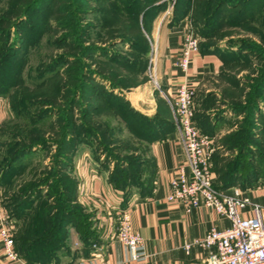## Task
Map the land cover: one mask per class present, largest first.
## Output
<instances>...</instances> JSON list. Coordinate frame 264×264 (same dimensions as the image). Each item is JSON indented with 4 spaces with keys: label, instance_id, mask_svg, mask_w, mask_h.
<instances>
[{
    "label": "rangeland",
    "instance_id": "rangeland-1",
    "mask_svg": "<svg viewBox=\"0 0 264 264\" xmlns=\"http://www.w3.org/2000/svg\"><path fill=\"white\" fill-rule=\"evenodd\" d=\"M175 2L159 0L160 10L154 0H0V164L10 162L2 194L17 237L42 211L56 209L46 218L49 238L36 245L46 258L73 259L98 241L83 171L103 176L123 202L140 196L141 186L149 189L150 144L168 128V115L173 122L174 108L156 71L155 78L148 72L151 30L157 18L172 20ZM184 17L223 62L216 82L193 98L194 122L214 147L211 169L258 171L264 167V126L254 119L261 112L264 121V90L256 88L264 73V0H195ZM136 90L152 93L133 95ZM255 94L263 95L252 110ZM138 97L145 109L136 108ZM33 133L43 135L12 159ZM9 151L11 158L3 157ZM39 180L50 182L38 194L20 191Z\"/></svg>",
    "mask_w": 264,
    "mask_h": 264
},
{
    "label": "crops",
    "instance_id": "crops-1",
    "mask_svg": "<svg viewBox=\"0 0 264 264\" xmlns=\"http://www.w3.org/2000/svg\"><path fill=\"white\" fill-rule=\"evenodd\" d=\"M168 18H157L151 30V39L156 46L155 71L158 84L165 96L172 99L176 86L186 80L195 89L197 96L207 90L210 84L213 85L218 75L223 72L221 55L217 51L200 49L193 56L186 71L179 69L175 64L180 54L181 35L186 19L184 16L178 21ZM151 91L136 90L133 95H151ZM140 97L135 104L137 109L142 110L145 107L140 103ZM153 106L147 107L149 112ZM2 113L0 105V121ZM168 116L167 119H170L171 114ZM149 152L155 169L151 193L134 195L126 203L121 200L119 191L112 189L103 176L85 174L83 171L82 181L85 180L87 191L95 204L99 239L96 247L91 248L87 254L73 259L63 256L59 264H199L202 261L205 255L203 247L193 243L186 250L184 243L203 236L211 227L223 229L230 225V221L205 205L193 207L187 212L181 203L167 202L168 181L184 157V148L175 128L167 131L164 137L153 140ZM213 174L216 176L215 172ZM241 191L249 202L243 214L250 211L253 203L264 205V177L252 187ZM2 198L0 187V216L6 212ZM124 208L129 209L132 228L143 237L140 257L137 259L131 258L126 244L112 237L118 212ZM0 264L31 263L21 256L20 259L8 257L0 239Z\"/></svg>",
    "mask_w": 264,
    "mask_h": 264
},
{
    "label": "built area",
    "instance_id": "built-area-1",
    "mask_svg": "<svg viewBox=\"0 0 264 264\" xmlns=\"http://www.w3.org/2000/svg\"><path fill=\"white\" fill-rule=\"evenodd\" d=\"M198 52L199 38L186 24L175 65L186 71ZM155 65L156 46L153 44L148 72L154 78ZM194 95L195 89L186 80L180 82L174 91L172 118L184 148V157L168 181L166 200L181 203L187 212L199 205L211 207L226 216L230 225L223 229L211 227L203 236L196 237L183 246L186 250L193 243L203 247L205 255L199 264H264V205L253 203L250 211L243 214L249 202L239 187H215V176L211 169L214 147L211 138L200 132L194 122ZM117 218L112 237L127 245L132 259L139 258L143 237L132 228L129 209L119 210ZM13 233L14 225L8 214L1 215L0 239L4 252L12 259H20L14 248ZM94 246L96 247V243Z\"/></svg>",
    "mask_w": 264,
    "mask_h": 264
},
{
    "label": "trees",
    "instance_id": "trees-1",
    "mask_svg": "<svg viewBox=\"0 0 264 264\" xmlns=\"http://www.w3.org/2000/svg\"><path fill=\"white\" fill-rule=\"evenodd\" d=\"M159 0H154V3L158 2ZM194 1L195 0H176L175 2V6L173 8V21H178L180 18H182L184 16V14H186L191 7H193L194 5ZM202 1V0H201ZM206 2H213L214 0H204ZM164 4H159L156 3L154 4L153 8L156 9H160L163 10L164 8ZM178 4H179V8L178 9ZM186 12V13H185ZM211 45H203L201 44V42H199V50H205V51H209L212 48H210ZM258 90H260V92H262L261 90H264V73L262 74V77L260 79V83H258V86L256 87ZM264 92V91H263ZM258 94H255V98H254V102H253V109H256L255 107L258 106V102H257V98L261 97L263 94H259L260 96L257 97ZM261 101V100H259ZM254 112V111H253ZM262 114L261 112H258L255 114L254 119L256 120H260L261 124L264 126V121L262 120ZM254 117V114H253ZM28 118V117H27ZM167 120V118H166ZM24 128V127H23ZM174 128L173 122L171 121V118L168 119V128L166 127L165 132L163 134H158L159 138L164 137L165 133L171 129ZM263 128V127H262ZM24 130H26V127L24 128ZM264 130L261 129V132ZM20 132H23L22 129H20ZM264 132V131H263ZM43 135V134H42ZM42 135H37L36 133H33V137L29 138V136H27L28 139L31 140V143H27L23 146L20 147V145H18L16 147L17 151L14 152V155L12 157V159L17 158L18 156L24 154L25 152H27L28 150H30V148L28 147V145H36V140L41 139ZM259 135V134H258ZM261 136V134H260ZM263 136V135H262ZM21 137H23L22 135H18V137H16V139H18L19 143H21ZM13 147V146H12ZM15 149V148H13ZM15 149V150H16ZM9 150V149H7ZM10 151L8 153H5L3 157L5 158H11L12 155H10ZM213 157V155H212ZM13 161V160H11ZM152 161V170L153 173L149 179V189H146L145 187L141 186L140 187V196L142 195H149L151 193V189L153 187V178H154V173H155V169H154V163L153 160ZM250 162H254V161H250ZM10 165V162L8 161L7 163H3L0 164V187H3V180L4 177L6 175V171L8 169V166ZM237 166V167H236ZM7 168V169H6ZM251 170L248 171L245 175L241 174V171L238 167V165H235L234 167H226L225 169H223V173L222 175H220L219 173L216 172V170H212L213 173L215 172L216 176H215V180H214V185L217 188H221V189H227L230 187H239L240 189H247L252 187V185H254L255 183L261 181V178L264 177V167L258 171H252V168H250ZM47 182V184H46ZM46 182H41V180H39L38 182L34 183V184H28L27 186H25L22 190V192H26V194H29L31 192H33V194H38L40 192L41 185H48V183L50 182V180L46 181ZM111 182H113V180H111ZM114 183V182H113ZM76 182L73 181L72 182V193L75 194V189H76ZM125 186V185H124ZM121 184L118 185V187L116 188H121ZM71 198L73 199V201L75 200L74 196L71 195ZM128 200V197L124 198V203H126ZM8 198L6 196L3 195L2 198V205L8 209ZM123 203V204H124ZM56 209H50L49 211H42L40 216L38 218H36L34 224H29L27 226H23V232L25 231V233H23L22 235H19L18 237L13 235V242H14V248L15 250L18 252V254L25 259L27 262L31 263V264H59L60 260L59 259H51V258H46L45 256H43L41 254L40 250H44L43 248H40V250L38 249L39 247H37L36 245H38L39 242H42L44 240H46L47 238H49V234H50V230L47 227V220L46 218L48 216H50L51 214L54 213ZM61 212V211H59ZM12 214L11 211H9L8 209V216L10 217ZM59 215L62 214L59 213ZM66 237V230L64 229V233L62 235V242H64V238ZM99 239V237H98ZM21 242V243H18ZM16 243V244H15ZM58 244V242L56 243ZM64 245V243H63ZM62 247V243L58 244L56 246V248H60ZM32 249H34L35 251L32 252ZM38 251V252H37ZM49 251V250H48ZM89 252V249H86L84 251V254H87ZM83 254V255H84Z\"/></svg>",
    "mask_w": 264,
    "mask_h": 264
}]
</instances>
